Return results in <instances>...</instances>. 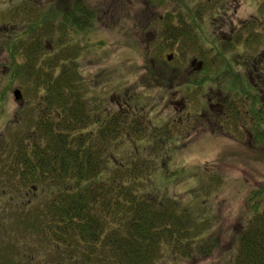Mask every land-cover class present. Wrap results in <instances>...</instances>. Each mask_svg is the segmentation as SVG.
I'll use <instances>...</instances> for the list:
<instances>
[{"label":"trees","instance_id":"16d2710c","mask_svg":"<svg viewBox=\"0 0 264 264\" xmlns=\"http://www.w3.org/2000/svg\"><path fill=\"white\" fill-rule=\"evenodd\" d=\"M34 1L13 11L36 17L7 35L10 53H27L28 63L16 67L36 78V88L0 132V264H160L211 256L217 241L208 201L222 176L197 173L186 198L175 194L170 184L188 169H172L173 122L156 126L139 105L125 109V99L112 105L73 67L72 56L58 52L57 34L92 28L93 9L79 1L59 20L57 10ZM189 17L196 19L192 11ZM260 33L246 42L264 40ZM257 58L242 73L193 71L189 84L218 89L223 108L212 119L233 121L227 125L239 131L237 139L264 158V69H252ZM157 177L161 185L153 184ZM247 194L252 216L226 264H264V182Z\"/></svg>","mask_w":264,"mask_h":264},{"label":"rangeland","instance_id":"374dc122","mask_svg":"<svg viewBox=\"0 0 264 264\" xmlns=\"http://www.w3.org/2000/svg\"><path fill=\"white\" fill-rule=\"evenodd\" d=\"M25 1L31 0H0V92H3L0 132L16 119L25 96L34 100L36 78L27 75L26 69L21 73V68L16 67L18 61L27 62V53L23 51L15 56L7 47V35L23 32L27 21L36 17L23 10L13 11ZM37 1L46 11L57 10L59 20L79 1L93 9L96 17L92 28L68 32L64 38L62 31L57 34L54 40L61 38L62 41L58 52L72 56L73 67L80 69L85 79L99 85L112 105L125 99V109L133 111L139 105L142 114L156 126L165 120L173 122L171 133L175 141L171 145L178 151L173 157L172 169H188L187 177L170 184L175 194L186 198L185 194L197 185L194 175L199 178L214 169L222 176L221 186L208 201L207 215L214 221L217 241L213 254L190 259L167 257L160 264H226L236 248L240 227L252 216L247 192L264 182V158L237 139L239 131L227 125L233 121L212 119L221 109L218 105H223L222 95L218 94V89H209L208 84L205 88L191 86L189 68L196 57L205 60L208 69H235V73H242L238 62L252 59L254 55L258 59L264 57L261 54L264 40L246 42L250 37H257L258 31L260 38L264 34V0ZM191 11L196 15L195 20L189 17ZM173 15L178 24L176 28L172 24ZM180 15L187 21L177 22ZM172 29L186 32L180 38L184 50L179 48L186 54L183 52L176 58L183 59L188 69H170L173 65L181 66V61H168L167 54L174 51L165 45L159 48L162 31ZM45 38L50 49L53 40L49 34H45ZM16 89L21 91V99L15 97ZM153 184L161 185L162 178H155Z\"/></svg>","mask_w":264,"mask_h":264},{"label":"flooded vegetation","instance_id":"af4514ba","mask_svg":"<svg viewBox=\"0 0 264 264\" xmlns=\"http://www.w3.org/2000/svg\"><path fill=\"white\" fill-rule=\"evenodd\" d=\"M211 0H206V2H210ZM175 15H173L174 17ZM178 19V18H176ZM177 22H181L182 21L180 19H178ZM173 26L174 28H176V26L178 24H176L175 22V17L173 18ZM175 24V25H174ZM182 34H186V32H176L175 29H172V30H169L168 32H164V30L162 31L161 33V40H164V42H162L160 40V44H159V48H161V46L165 45V47H169L170 50H173L174 52H170L169 54H167L166 58L168 61H172V60H179L181 61L180 64L181 66L179 65H173V66H170V69H181L184 67V69H188V68H185V66L183 65L184 62L182 61L183 59L181 58H176L177 56L179 55H182L183 52L185 53V51H183L184 49L182 48V41H181V35ZM245 41V37L243 39ZM231 43H233V40L230 41ZM179 48H182L183 50H179ZM186 54V53H185ZM184 54V55H185ZM256 58V57H255ZM264 57H261V59H253L252 62L254 63L253 65V68L252 69H264V60H262ZM249 58H244V60L238 62L239 65H242V69H249L250 67H248V65H246V63L250 60H248ZM183 65V66H182ZM238 65V66H239ZM258 65V66H257ZM191 72L193 71H197V70H201V69H208V66H207V62L205 60H198L196 57H194V59L191 60V68H189ZM212 69V67H211ZM221 107V109L223 108V105H218ZM220 109V111L218 112H222V110Z\"/></svg>","mask_w":264,"mask_h":264},{"label":"water","instance_id":"95a60500","mask_svg":"<svg viewBox=\"0 0 264 264\" xmlns=\"http://www.w3.org/2000/svg\"><path fill=\"white\" fill-rule=\"evenodd\" d=\"M14 94H15V97L17 99H21L22 98V93H21V91L19 89H16Z\"/></svg>","mask_w":264,"mask_h":264}]
</instances>
